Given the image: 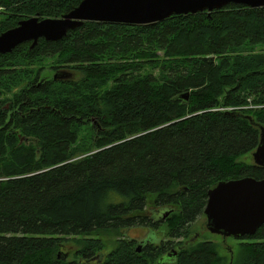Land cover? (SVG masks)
I'll use <instances>...</instances> for the list:
<instances>
[{
	"label": "trees",
	"instance_id": "16d2710c",
	"mask_svg": "<svg viewBox=\"0 0 264 264\" xmlns=\"http://www.w3.org/2000/svg\"><path fill=\"white\" fill-rule=\"evenodd\" d=\"M82 1L0 0V35ZM31 44L0 54V264H82L105 249L103 233L161 226L160 247L139 255L122 235L103 264L154 263L176 246L170 264H223L214 243L174 239L190 235L218 183L264 179L241 162L264 129V8L86 22ZM165 207L166 221L150 217ZM70 238L76 261L63 252ZM240 254L264 264V225Z\"/></svg>",
	"mask_w": 264,
	"mask_h": 264
},
{
	"label": "water",
	"instance_id": "95a60500",
	"mask_svg": "<svg viewBox=\"0 0 264 264\" xmlns=\"http://www.w3.org/2000/svg\"><path fill=\"white\" fill-rule=\"evenodd\" d=\"M231 4L251 9L264 8V0H83L61 18L40 20L33 17L2 33L0 54H10L27 42H32L31 48H34L41 38L52 42L62 40L69 31L86 22L155 25L172 16L210 14ZM182 98L188 100V94ZM252 156L256 166L264 167L263 128L259 145ZM168 215L167 212L164 218ZM204 215L206 227L214 235L225 239L254 236L264 225V179L245 177L218 183L208 192ZM189 246L190 243L185 248ZM177 252L174 250L173 256Z\"/></svg>",
	"mask_w": 264,
	"mask_h": 264
},
{
	"label": "rangeland",
	"instance_id": "374dc122",
	"mask_svg": "<svg viewBox=\"0 0 264 264\" xmlns=\"http://www.w3.org/2000/svg\"><path fill=\"white\" fill-rule=\"evenodd\" d=\"M46 67L44 74H48L49 76H53V72L48 68V64H44ZM70 72V71H69ZM55 76V75H54ZM72 77V76H71ZM69 76L67 78H71ZM253 153H249L241 158V162L247 164H254L253 160ZM207 219L205 215H202L197 218V220L192 223L190 226V235L186 239H174L175 242L181 243L184 247L186 244L190 243L191 245L203 242V241H210L214 243L217 247L218 253L220 257L223 259V264H242L241 263V243L242 240L234 239V238H223L218 235H214L210 233L206 227ZM157 230V231H156ZM167 226H161L159 229L153 228H141V227H134L129 230H123L121 235L118 232H110V233H103L101 239L105 242V253H109L112 251L116 246L117 242L122 235L126 238L128 236L130 238H139L140 240L146 241L152 239L154 243H159L160 241H168L170 240L165 232H167ZM92 238L98 236H91ZM81 238V237H80ZM75 238H70L64 243V250L63 252H67L69 261L75 260L76 252L81 248L80 244L74 241ZM177 247V246H176Z\"/></svg>",
	"mask_w": 264,
	"mask_h": 264
},
{
	"label": "flooded vegetation",
	"instance_id": "af4514ba",
	"mask_svg": "<svg viewBox=\"0 0 264 264\" xmlns=\"http://www.w3.org/2000/svg\"><path fill=\"white\" fill-rule=\"evenodd\" d=\"M169 209L173 210L172 208H169V207L158 209L157 211H155L156 213H153L150 210L149 215L152 218L155 217V219H156L155 221L162 220V222H164L168 218V216L166 218H164V216H165V213H167ZM127 230H129V229H127ZM123 237L126 238L124 235H123ZM246 238H248V237H245L242 239H246ZM127 239L134 243V250L139 255L146 254L145 252L149 249V247L158 248L161 246L162 242H165V240H163V241H160L159 243H154V241L152 239L143 241V240H140L139 238H130L129 236ZM242 239H238V240H242ZM138 249L140 251H138ZM174 250L178 251L176 256H173ZM179 250H180V247L177 246V247H173L169 250H166L165 252L160 253L159 256L155 257L154 263H150L151 257L147 256V258H146L147 264H170L173 262V260H175L177 258ZM110 252H112V251H110ZM109 253H105L104 250H102L101 252L96 253L95 256L85 258L84 260H82V264H103L108 259ZM76 260H77V258L75 259V261Z\"/></svg>",
	"mask_w": 264,
	"mask_h": 264
},
{
	"label": "built area",
	"instance_id": "2783aa9c",
	"mask_svg": "<svg viewBox=\"0 0 264 264\" xmlns=\"http://www.w3.org/2000/svg\"><path fill=\"white\" fill-rule=\"evenodd\" d=\"M231 109H229L228 111H230Z\"/></svg>",
	"mask_w": 264,
	"mask_h": 264
}]
</instances>
